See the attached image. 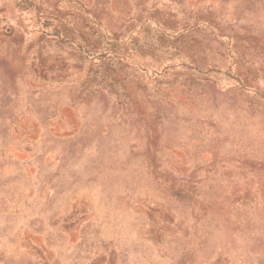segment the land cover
Wrapping results in <instances>:
<instances>
[{"label": "rangeland", "instance_id": "rangeland-1", "mask_svg": "<svg viewBox=\"0 0 264 264\" xmlns=\"http://www.w3.org/2000/svg\"><path fill=\"white\" fill-rule=\"evenodd\" d=\"M0 264H264V0H0Z\"/></svg>", "mask_w": 264, "mask_h": 264}]
</instances>
